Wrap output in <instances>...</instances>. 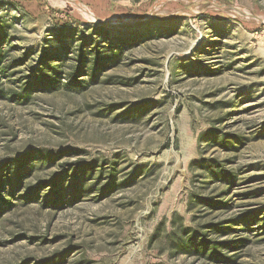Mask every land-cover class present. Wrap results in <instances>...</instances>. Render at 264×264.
I'll list each match as a JSON object with an SVG mask.
<instances>
[{
  "label": "rangeland",
  "instance_id": "rangeland-1",
  "mask_svg": "<svg viewBox=\"0 0 264 264\" xmlns=\"http://www.w3.org/2000/svg\"><path fill=\"white\" fill-rule=\"evenodd\" d=\"M0 29V175L54 161L0 264H264V0H0Z\"/></svg>",
  "mask_w": 264,
  "mask_h": 264
},
{
  "label": "trees",
  "instance_id": "trees-1",
  "mask_svg": "<svg viewBox=\"0 0 264 264\" xmlns=\"http://www.w3.org/2000/svg\"><path fill=\"white\" fill-rule=\"evenodd\" d=\"M105 27V26H104ZM103 28V27H101ZM129 29V28H128ZM6 40V33L5 31L0 29V46L4 44ZM129 40H132L129 38L127 33L122 34V42L123 44H126ZM1 48V47H0ZM2 50L0 49V63H1V58H2ZM39 156L42 157V159H35V160H30V159H22L17 162H14L11 166V169L7 172V175H0V211L2 210L3 206H11L9 197L14 196L20 188L25 183V180L27 178V175L31 174L38 166H44L47 164L50 166L54 161L50 160L48 156L40 154ZM37 164V165H36ZM76 171H72V169H65L61 173L55 175L52 178V181L50 183L54 185V190L58 188V186L66 180L69 174L73 173L75 174ZM56 197L54 199V205H58V193L55 194ZM205 242V241H203ZM192 245L196 248L201 247L206 250L207 244L203 243L199 245L197 243V239H193L191 241ZM186 247L185 242H181L180 248L183 249Z\"/></svg>",
  "mask_w": 264,
  "mask_h": 264
}]
</instances>
